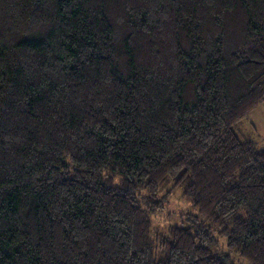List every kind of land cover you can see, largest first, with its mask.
I'll list each match as a JSON object with an SVG mask.
<instances>
[{
    "label": "trees",
    "instance_id": "1",
    "mask_svg": "<svg viewBox=\"0 0 264 264\" xmlns=\"http://www.w3.org/2000/svg\"><path fill=\"white\" fill-rule=\"evenodd\" d=\"M263 101L264 0H0V264H264Z\"/></svg>",
    "mask_w": 264,
    "mask_h": 264
},
{
    "label": "rangeland",
    "instance_id": "2",
    "mask_svg": "<svg viewBox=\"0 0 264 264\" xmlns=\"http://www.w3.org/2000/svg\"><path fill=\"white\" fill-rule=\"evenodd\" d=\"M235 131L242 140L253 142L258 151L264 150V101L237 123ZM172 183L171 180L168 185ZM194 214H197V211L182 196V189L177 187L173 189L161 210L151 215V233L154 235L156 232H161L169 225L188 226L190 224V215ZM217 238L220 239L216 248L218 252L230 254L233 264H248L240 256L229 253L224 238Z\"/></svg>",
    "mask_w": 264,
    "mask_h": 264
}]
</instances>
